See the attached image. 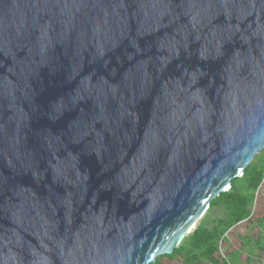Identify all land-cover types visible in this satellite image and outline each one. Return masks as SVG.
Returning a JSON list of instances; mask_svg holds the SVG:
<instances>
[{
  "label": "water",
  "instance_id": "water-1",
  "mask_svg": "<svg viewBox=\"0 0 264 264\" xmlns=\"http://www.w3.org/2000/svg\"><path fill=\"white\" fill-rule=\"evenodd\" d=\"M263 148L264 0H0V264L153 263Z\"/></svg>",
  "mask_w": 264,
  "mask_h": 264
},
{
  "label": "rangeland",
  "instance_id": "rangeland-1",
  "mask_svg": "<svg viewBox=\"0 0 264 264\" xmlns=\"http://www.w3.org/2000/svg\"><path fill=\"white\" fill-rule=\"evenodd\" d=\"M248 166L251 172L263 173V177L256 190L250 188L248 179L243 176L237 178L236 192L248 199L247 217L233 223L232 210L227 200L220 198L210 206L193 229L201 227L216 234L212 243L220 263L264 264V148ZM190 235L183 241L176 255L161 256V261L164 264H213L205 255L206 247L195 248Z\"/></svg>",
  "mask_w": 264,
  "mask_h": 264
},
{
  "label": "trees",
  "instance_id": "trees-1",
  "mask_svg": "<svg viewBox=\"0 0 264 264\" xmlns=\"http://www.w3.org/2000/svg\"><path fill=\"white\" fill-rule=\"evenodd\" d=\"M244 178L248 179V184L252 190H256L263 177V173L260 172H251L249 166L246 167L245 169V174L243 175ZM238 179H234L232 181V186L228 191H225L220 194V196L216 197L214 200L211 202V206L214 205V203L219 200L220 198H225L227 200V203L229 207L232 210V218L233 223H238L245 219L247 217V208H248V199L242 195H239L236 192V181ZM191 234V235H190ZM190 234V239L191 243L193 246L196 248H202L203 246L206 247L205 249V255L210 259V261L213 264H226V262H219L216 259L215 252H216V247L212 243V241L215 239L216 234L211 231H207L205 229H202L201 227H197L194 231H192ZM187 235V236H188ZM186 236V237H187ZM186 237L183 239V241L186 239ZM183 241L180 243L178 248H176L173 252L172 255H176L180 251V247L183 243ZM150 264H164L161 261V257H159L155 262L150 263ZM188 264V263H186Z\"/></svg>",
  "mask_w": 264,
  "mask_h": 264
},
{
  "label": "bare ground",
  "instance_id": "bare-ground-1",
  "mask_svg": "<svg viewBox=\"0 0 264 264\" xmlns=\"http://www.w3.org/2000/svg\"><path fill=\"white\" fill-rule=\"evenodd\" d=\"M228 189H229V187H228Z\"/></svg>",
  "mask_w": 264,
  "mask_h": 264
}]
</instances>
